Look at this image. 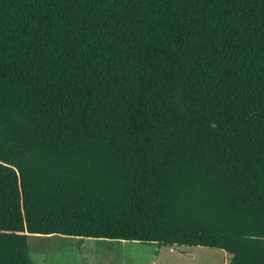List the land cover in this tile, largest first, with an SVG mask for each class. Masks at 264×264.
I'll list each match as a JSON object with an SVG mask.
<instances>
[{
    "label": "trees",
    "instance_id": "obj_1",
    "mask_svg": "<svg viewBox=\"0 0 264 264\" xmlns=\"http://www.w3.org/2000/svg\"><path fill=\"white\" fill-rule=\"evenodd\" d=\"M30 235L264 264V0H0V264Z\"/></svg>",
    "mask_w": 264,
    "mask_h": 264
},
{
    "label": "rangeland",
    "instance_id": "obj_2",
    "mask_svg": "<svg viewBox=\"0 0 264 264\" xmlns=\"http://www.w3.org/2000/svg\"><path fill=\"white\" fill-rule=\"evenodd\" d=\"M32 264H228L224 251L204 247L169 248L108 239L28 237Z\"/></svg>",
    "mask_w": 264,
    "mask_h": 264
}]
</instances>
